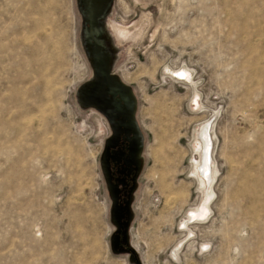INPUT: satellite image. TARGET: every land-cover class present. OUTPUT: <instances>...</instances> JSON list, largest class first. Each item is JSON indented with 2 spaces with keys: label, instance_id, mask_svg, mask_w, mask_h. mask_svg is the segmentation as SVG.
<instances>
[{
  "label": "rangeland",
  "instance_id": "obj_1",
  "mask_svg": "<svg viewBox=\"0 0 264 264\" xmlns=\"http://www.w3.org/2000/svg\"><path fill=\"white\" fill-rule=\"evenodd\" d=\"M98 60L139 133V263L264 264V0H0V264H137Z\"/></svg>",
  "mask_w": 264,
  "mask_h": 264
},
{
  "label": "flooded vegetation",
  "instance_id": "obj_2",
  "mask_svg": "<svg viewBox=\"0 0 264 264\" xmlns=\"http://www.w3.org/2000/svg\"><path fill=\"white\" fill-rule=\"evenodd\" d=\"M118 29L125 30L118 27ZM131 30L130 28H128ZM107 75V74H106ZM100 86L97 88V96L100 106L108 115L113 129L112 152L107 153L109 160L110 177L116 200L117 229L114 243L119 248H127L125 244V228L129 218V199L136 181L139 159L137 151L139 140L132 133V126L129 123L135 121L132 113V100L121 88L106 82L100 74ZM133 120V121H132ZM136 128V127H135Z\"/></svg>",
  "mask_w": 264,
  "mask_h": 264
},
{
  "label": "bare ground",
  "instance_id": "obj_3",
  "mask_svg": "<svg viewBox=\"0 0 264 264\" xmlns=\"http://www.w3.org/2000/svg\"><path fill=\"white\" fill-rule=\"evenodd\" d=\"M178 73V72H177ZM184 74V72H183ZM176 76V75H175ZM185 77V76H184ZM177 81V80H176ZM179 81V80H178ZM195 82V81H194ZM187 83V82H186ZM212 121V120H211ZM211 129V128H210ZM212 138V137H211ZM198 144H199V161H198V168L197 171H194L193 173H199L200 181L203 182L204 178L206 180H210L211 178V169L210 168V155H209V149H210V137L209 133L207 132V127L204 126L199 134V139H198ZM215 145V144H214ZM168 147V145H166ZM165 146V147H166ZM214 149V148H213ZM198 152V150H197ZM212 154V153H211ZM213 159V158H212ZM212 161V160H211ZM197 164V163H196ZM212 165V163H211ZM213 177V176H212ZM214 181V180H213ZM211 182V181H210ZM159 183V182H158ZM209 184V183H208ZM207 186V185H206ZM203 187V186H202ZM209 188V187H208ZM205 191V190H204ZM181 192V191H179ZM211 192V189H210ZM203 193V192H202ZM208 193V192H207ZM209 195L211 193H208ZM207 194V195H208ZM211 196V195H210ZM212 198V196H211ZM201 213L199 212V209H194L187 215L188 219L183 222V225L186 227L191 221H195L201 217ZM200 222V220H199ZM188 232V231H187ZM194 234V233H193Z\"/></svg>",
  "mask_w": 264,
  "mask_h": 264
},
{
  "label": "water",
  "instance_id": "obj_4",
  "mask_svg": "<svg viewBox=\"0 0 264 264\" xmlns=\"http://www.w3.org/2000/svg\"><path fill=\"white\" fill-rule=\"evenodd\" d=\"M97 58H98V59L100 58L98 52H97ZM97 65H98L99 72H100L101 76L103 77L104 81L106 82V81H107V80H106L107 75H106L105 65H104V64L102 63V61H100V60H98ZM130 118H131V117H130ZM130 118H129V123H130L131 126H132V133H133V136L137 138L138 135H139V133H138L137 129L135 128L134 123H133V122L131 123V119H130ZM132 121H133V120H132ZM126 224H127V222H126ZM124 228L126 229V225L124 226ZM125 244H126L127 248H124V249H126L127 251H129V252L133 255V257H134V258L136 259V261H137V264H140L139 261H138V259H137V256H136V253H135V250H134L133 248L129 247V245L127 244L126 241H125Z\"/></svg>",
  "mask_w": 264,
  "mask_h": 264
},
{
  "label": "snow or ice",
  "instance_id": "obj_5",
  "mask_svg": "<svg viewBox=\"0 0 264 264\" xmlns=\"http://www.w3.org/2000/svg\"><path fill=\"white\" fill-rule=\"evenodd\" d=\"M179 75H181L182 77H183V74L181 73V74H179Z\"/></svg>",
  "mask_w": 264,
  "mask_h": 264
}]
</instances>
